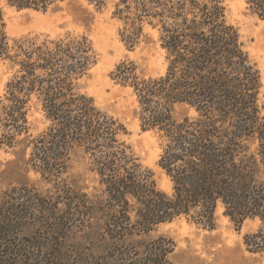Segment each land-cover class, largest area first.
<instances>
[{"label": "trees", "instance_id": "1", "mask_svg": "<svg viewBox=\"0 0 264 264\" xmlns=\"http://www.w3.org/2000/svg\"><path fill=\"white\" fill-rule=\"evenodd\" d=\"M5 1L19 10L47 12L64 0ZM225 1L118 0L115 8L130 48L139 45L147 23L158 30L167 54L163 76L143 77L130 62L115 68L111 78L132 90L142 130L162 140L159 166L172 183L170 193L157 188L120 140L125 127L76 93V82L96 63L91 41L67 34L11 44L0 11V60L17 69L0 96V151L29 142L28 166L52 187L42 199L28 185L1 193L0 264H67L63 247L26 250L8 244L39 208L51 221L43 226L51 225L54 235L83 230L90 248L75 264H171L173 241L147 239L148 234L182 219L213 230L219 208L238 228L256 222L244 243L249 252L264 253L260 74L226 21ZM245 1L264 19V0ZM33 101L50 126L30 140L25 136ZM183 104L196 111L195 119L174 118L175 107ZM79 159L96 176L92 191L66 177ZM23 198L27 203L21 206Z\"/></svg>", "mask_w": 264, "mask_h": 264}, {"label": "rangeland", "instance_id": "2", "mask_svg": "<svg viewBox=\"0 0 264 264\" xmlns=\"http://www.w3.org/2000/svg\"><path fill=\"white\" fill-rule=\"evenodd\" d=\"M103 5L91 0H64L47 12L19 10L0 0V11L5 23V32L11 42L32 39H57L73 34L86 36L92 43L96 63L85 76L76 82V93L91 98L95 107L122 124L126 133L120 140L128 146L143 170L149 171L157 188L165 193L172 191V183L159 166L163 142L154 131H143L136 98L129 88L116 84L111 73L123 63L133 62L138 73L146 78L163 76L167 71L166 52L161 48L159 32L145 23L143 36L138 46L130 48L123 41V23L114 16L118 0H104ZM226 21L240 35L244 50L256 65L260 74L261 88L257 105L264 115V19L253 14L245 0H226ZM17 69L9 61L0 60V96L15 76ZM177 121L195 119L196 111L187 105H178L173 112ZM50 126L39 105L30 106L28 114L30 140L44 133ZM32 137V138H31ZM24 137L20 139L23 141ZM254 151L256 144H251ZM31 148L22 142L15 148L0 151V195L12 188L28 185L47 196L52 188L27 164ZM87 161L81 159L71 163L68 181L92 191L96 187V176L89 170ZM24 195V193H23ZM25 196V195H24ZM53 203L52 200H49ZM27 203L23 198L19 205ZM4 202L0 198V207ZM48 216L40 208L29 217L30 225L14 233L8 244L13 248L33 250L40 247L66 249L67 264L84 259L90 248L81 229H71L53 234ZM49 227V228H48ZM52 228V227H51ZM257 223L246 221L238 228L224 210L216 213V227L208 230L185 219L156 227L147 239L167 238L173 241L175 250L170 256L171 264H264V253L248 251L244 238L254 232ZM62 264V263H60Z\"/></svg>", "mask_w": 264, "mask_h": 264}]
</instances>
